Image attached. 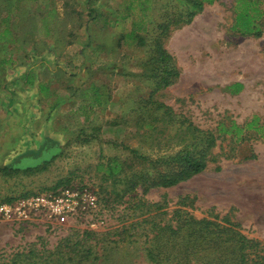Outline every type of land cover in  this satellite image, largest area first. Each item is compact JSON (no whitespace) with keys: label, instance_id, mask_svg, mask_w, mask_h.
<instances>
[{"label":"rangeland","instance_id":"374dc122","mask_svg":"<svg viewBox=\"0 0 264 264\" xmlns=\"http://www.w3.org/2000/svg\"><path fill=\"white\" fill-rule=\"evenodd\" d=\"M16 1L0 0V17L6 16L7 11H14ZM21 1L30 4L33 0ZM46 1L47 5L55 6L64 2ZM66 1L73 13V36L79 27L83 29L85 22L90 21L84 14L86 3L100 11L96 35L100 41H106L107 48L99 49L96 44L88 46L86 61L90 66L105 68L94 71L90 78L85 75L84 79L91 81L88 84L100 87L103 104L99 106L95 102L92 92L88 97L81 93L78 101L69 105L72 112L70 108L71 113L62 112V124L59 125L66 124L68 130L57 140H47L44 145L34 144L28 149L22 145L25 136L37 135L40 131L36 127L34 131L31 128L32 133L29 129L24 130L27 123L22 112L2 115L0 168L25 169L41 164L44 154L57 147L60 154L42 170L29 174L0 171V203L9 202L12 197L19 199L26 193L31 196L56 192L65 187L80 191L88 189L99 197L101 211L97 213L87 209L83 217H103L106 227L101 231H116L111 239L115 242L108 243L115 247L112 251L117 260L108 264H151L145 259L143 232L125 234L122 230L126 222L123 217L140 213V208L134 211L133 204L140 203L143 189L139 188L117 203L115 192L122 189V184L104 180L103 172L97 166L114 157L128 158L130 162L132 154L127 147L153 158L176 152L181 148V137L177 131L186 127L188 122L184 121L185 118L212 131H217L223 119L243 124L257 114L264 120V35L258 38L242 36L232 30L235 0L207 4L191 24L172 31L164 44L175 57L180 76L170 86L159 89L153 97L171 106L174 112L167 116L166 122H154L153 117L162 116L163 111L152 105L143 108V99L150 97L155 85V80L143 74V62L148 60L149 48L136 43L123 44L120 39L134 23L140 27L143 25L141 0ZM261 1L264 7V0ZM165 2L161 0V7L160 2L149 0L150 8L145 12L149 15L147 18L161 20L164 14L178 11L175 6L181 7L180 0H172L168 6ZM120 12L129 13L130 17L123 19L118 15ZM105 13L115 19L114 26L108 29L104 26ZM93 68L95 70L96 67ZM237 82L243 87L234 93L229 87ZM9 93L8 85L5 93L0 90V99L11 101ZM4 106L0 103V112ZM213 152L216 160L210 161L205 171L176 186L152 189L145 198L151 202L167 203V220L177 208L185 209L198 219L228 215L242 224L250 238L264 241V140L248 139L237 144L221 137ZM134 164L135 170L143 167L138 162ZM140 218L133 216L132 220ZM80 229L76 226L54 230L45 225L22 227L0 220V251L32 243L39 248L44 245L54 249L69 236L76 241L78 237L73 234ZM90 243L96 252L108 245L107 242L98 246L95 242Z\"/></svg>","mask_w":264,"mask_h":264},{"label":"trees","instance_id":"16d2710c","mask_svg":"<svg viewBox=\"0 0 264 264\" xmlns=\"http://www.w3.org/2000/svg\"><path fill=\"white\" fill-rule=\"evenodd\" d=\"M156 1L161 3V0ZM171 1L166 0V6ZM216 1L219 0H180L181 7L175 6L178 11L166 13L160 20L147 18L149 15L145 12L150 8L148 7L149 0H141L139 6H143V25L140 27L134 23L131 29L120 36L123 44L136 43L137 46L149 48L148 60L143 62L145 65L143 74L155 80V85L150 97L143 99V108H149L152 105L155 109L163 111L162 116L153 117L154 122H166L167 116L174 111L171 106L154 100L153 95L159 89L173 84L180 76L175 57L166 49L165 40L175 29L191 23L194 17L203 11L205 5H211ZM234 13L232 30L235 33L257 38L264 35V7L261 0H235ZM90 15L93 20L101 16L95 10L93 14L90 12L88 14L91 19ZM118 15L123 19L130 17L129 13L125 12H120ZM150 24H154L152 28ZM242 87L243 84L237 82L229 89L236 93ZM91 92L95 102L101 104L100 87L92 84L85 90L84 97H88ZM184 121L188 123L184 129L177 131L181 137L179 143L181 148L176 152L153 158L127 147L132 154L130 162L128 158L121 160L114 157L98 164L97 169L103 172L104 180H113L114 184L123 186L115 192L117 203L125 196L132 195L139 188L143 189V198H140V203L133 204L134 211L140 208V213L123 217V220L126 219L122 227L123 233L143 232V251L146 261L151 264H264V241L250 238L244 232L242 224L232 220L230 216L216 215L211 218L198 219L185 209L177 208L167 220L166 216L169 214L167 203L151 202L145 198V195L152 189L176 186L205 171L209 162L216 160L213 151L221 137L229 138L230 143L237 144L248 139L264 140V120L257 114L243 124L233 119H223L219 122L217 131L205 130L189 118H185ZM59 154L60 148H53L44 154L41 164L28 166L25 169L8 166L0 168V171L6 174L13 172L29 174L42 170ZM137 162L143 167L135 170L134 163ZM127 168L131 170L128 171ZM27 195L28 193L21 197ZM16 199L12 197L9 200ZM133 216L136 218L141 216V218L132 220ZM113 232L116 231L80 229L73 234L78 237L76 241L69 236L54 249L46 248L44 245L39 248L36 243L3 249L0 251V264H108L112 261L116 262L117 259L112 251L115 247L109 244L115 242L111 240ZM90 242H95L96 246L99 243L104 245L105 242L108 245L105 244L106 246H102L101 251L96 252L94 245Z\"/></svg>","mask_w":264,"mask_h":264},{"label":"crops","instance_id":"0c3cea01","mask_svg":"<svg viewBox=\"0 0 264 264\" xmlns=\"http://www.w3.org/2000/svg\"><path fill=\"white\" fill-rule=\"evenodd\" d=\"M85 5L84 14L89 17V12L93 14V6ZM15 7L14 11H7L6 16L0 17V90L5 93L8 85L11 90V101L0 99V103L6 105L1 109L0 118L22 112L27 123L24 130L29 129L32 133L31 128L34 131L36 127L40 131L37 135L25 136L22 145L28 149L34 144L44 145L47 140H57L68 130L66 124L59 125L62 124L61 117L63 113L72 112L69 105L77 102L78 96L92 85L84 76L90 78L94 71L105 68L88 65L87 47L96 44L97 48L104 49L107 45L96 35L100 16L93 20L90 15L91 19L85 22L83 29L77 28L72 35L73 13L66 0L60 6L47 5L46 0H33L30 4L17 0ZM97 14L100 15V11ZM105 14L104 26L108 29L114 26L115 19L110 18L109 13ZM102 104L103 100L98 105ZM38 121V126H34Z\"/></svg>","mask_w":264,"mask_h":264},{"label":"built area","instance_id":"2783aa9c","mask_svg":"<svg viewBox=\"0 0 264 264\" xmlns=\"http://www.w3.org/2000/svg\"><path fill=\"white\" fill-rule=\"evenodd\" d=\"M87 209L99 213V197L88 189L80 191L65 187L56 192H43L0 203V220L22 227L45 225L52 230L66 226L95 231L104 229L106 220L103 217H83Z\"/></svg>","mask_w":264,"mask_h":264}]
</instances>
